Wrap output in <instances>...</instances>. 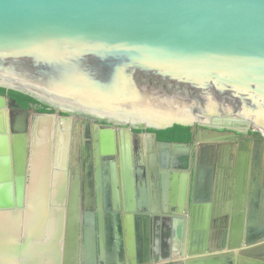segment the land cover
<instances>
[{"label":"water","instance_id":"1","mask_svg":"<svg viewBox=\"0 0 264 264\" xmlns=\"http://www.w3.org/2000/svg\"><path fill=\"white\" fill-rule=\"evenodd\" d=\"M0 87L54 110L0 95V264L182 262L199 254L184 229L171 245L170 230H126L124 220L138 211L183 225L187 207H198L202 170L171 191L178 210L147 206L159 198V171L133 170L132 150L141 160L190 153L192 144L159 140L176 125L202 128L212 142L264 140V0H0ZM75 117L99 122L82 178L71 161ZM213 242L204 254L228 250L232 259L241 248ZM247 242L244 264H264V244Z\"/></svg>","mask_w":264,"mask_h":264},{"label":"crops","instance_id":"2","mask_svg":"<svg viewBox=\"0 0 264 264\" xmlns=\"http://www.w3.org/2000/svg\"><path fill=\"white\" fill-rule=\"evenodd\" d=\"M193 130L196 136L198 128L195 127ZM204 137L197 146H191L190 153L170 150L165 159L160 156L154 160L136 159L132 150L130 166L133 170L138 168L147 172L159 171V175L153 181L155 185L157 183L160 186L159 198L155 196L154 202H148L147 206H175L178 210L180 197H175L177 200L175 202L171 191L173 189L180 191L183 175L195 172L196 166L200 172L202 170L203 190L198 207L192 211L187 207V213L184 215L187 220L183 221V225H181L182 221L174 218L169 220L156 218L150 221L138 216L141 214L137 211L135 214L137 216L124 220V226L126 230H170V238L167 239L171 245L176 239L174 231L184 229L187 249L193 250L197 247L199 251V254L191 256L192 264H244L248 259L241 253L250 249L247 245L248 239L257 241L255 245H250L252 247L264 244V140H259L258 136V140L252 138L246 144L233 141L216 145L215 152L218 158L216 164L212 166L210 155L213 151L209 149L211 143ZM129 140L131 150L135 146L131 135ZM223 153H229L230 159H221ZM196 155L200 159L194 160ZM167 171L170 175L166 181L164 172ZM185 181L188 183V178ZM165 182L170 190L167 196L163 195ZM124 184L123 181L122 185ZM176 184L178 185L175 186ZM133 186L138 189L140 185L137 182ZM140 200L142 203L143 199ZM162 211L164 212V209ZM162 211L160 213H163ZM153 213L151 211L148 214ZM213 241H216V245L225 241L227 244L234 243L241 248L234 252L232 259L228 256L231 254L228 250L211 255L204 254L205 249L215 243ZM162 244L161 238L158 240V246Z\"/></svg>","mask_w":264,"mask_h":264},{"label":"flooded vegetation","instance_id":"3","mask_svg":"<svg viewBox=\"0 0 264 264\" xmlns=\"http://www.w3.org/2000/svg\"><path fill=\"white\" fill-rule=\"evenodd\" d=\"M34 109H37V106H33L32 108V111ZM49 109V108H48ZM59 115L63 116V117H68L69 115H66L64 114L63 112H58ZM76 119H82L83 120V123L80 127L76 126L75 125V122H76ZM87 122H90L91 125L90 127L87 128L86 126V123ZM99 122L97 121H93L91 119H86V118H82V117H75L74 118V125H73V129H72V132H71V139H72V148H71V161L76 158L77 162L76 164L78 163V165L80 166V171H81V178L84 177V162H85V159L88 157V156H93L94 153H95V139H94V135H95V124H97ZM102 125V124H100ZM237 127H244V126H241V125H236ZM66 131V130H65ZM64 131V133H65ZM67 134V132H66ZM258 134L256 133H242L240 134L238 137H235L233 138L232 136H230V138H227L223 141H221V143L219 142V140L217 141H211L210 140V145L211 147H209L210 150H214V147L216 145H213V143H220L219 145H221L222 143H227V142H239V143H242V144H246L247 142H249L252 138L255 139V140H258ZM203 137V129L202 128H198V131H197V134L195 136V139H194V142L192 143V146H197L199 141H202L201 138ZM75 140L78 141V146L77 148H75ZM76 149V150H75ZM212 150V151H213ZM76 164L73 165L75 168H76ZM90 172L94 171V168L93 167H90ZM191 256H195L193 254H188L187 256H185L183 258V261L182 262H178L181 259V257H176L178 259H176L175 261H177L178 263H173L171 261H168L169 264H192L190 262H192V259ZM175 258V257H174ZM135 259V258H134ZM136 261H137V258H136ZM139 261H137V264H138ZM128 264H132V261L130 260L128 262Z\"/></svg>","mask_w":264,"mask_h":264},{"label":"trees","instance_id":"4","mask_svg":"<svg viewBox=\"0 0 264 264\" xmlns=\"http://www.w3.org/2000/svg\"><path fill=\"white\" fill-rule=\"evenodd\" d=\"M0 95H6L12 100H15L19 108L28 110L32 106H37L40 113H53V109H48L47 106L43 105L36 98L26 95L23 93L15 91H7L4 88L0 87ZM141 132V131H136ZM153 132V130H149ZM158 138L161 141L172 142V143H183V144H192L194 142V131L190 126H180L176 125L172 128L161 130L157 132Z\"/></svg>","mask_w":264,"mask_h":264},{"label":"bare ground","instance_id":"5","mask_svg":"<svg viewBox=\"0 0 264 264\" xmlns=\"http://www.w3.org/2000/svg\"><path fill=\"white\" fill-rule=\"evenodd\" d=\"M43 126H44V128H48V127H50V124H42ZM65 131V130H64ZM64 131H62L59 135H58V141H57V155H56V158H58L59 159V157L61 156V154H62V150H63V148H64V143H65V139H66V137H67V134H66V132H67V130L65 131V133H64Z\"/></svg>","mask_w":264,"mask_h":264},{"label":"rangeland","instance_id":"6","mask_svg":"<svg viewBox=\"0 0 264 264\" xmlns=\"http://www.w3.org/2000/svg\"><path fill=\"white\" fill-rule=\"evenodd\" d=\"M83 123V120L82 119H76V122H75V125L80 127Z\"/></svg>","mask_w":264,"mask_h":264}]
</instances>
